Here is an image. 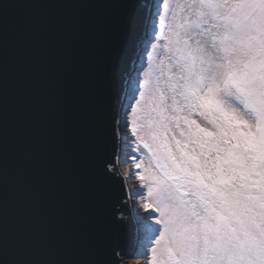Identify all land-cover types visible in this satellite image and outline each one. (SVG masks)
<instances>
[{
    "label": "snow or ice",
    "instance_id": "snow-or-ice-1",
    "mask_svg": "<svg viewBox=\"0 0 264 264\" xmlns=\"http://www.w3.org/2000/svg\"><path fill=\"white\" fill-rule=\"evenodd\" d=\"M129 260L264 264V0L0 2V264Z\"/></svg>",
    "mask_w": 264,
    "mask_h": 264
},
{
    "label": "water",
    "instance_id": "water-1",
    "mask_svg": "<svg viewBox=\"0 0 264 264\" xmlns=\"http://www.w3.org/2000/svg\"><path fill=\"white\" fill-rule=\"evenodd\" d=\"M0 2L15 3L16 0H0ZM16 12H17L16 9H14V8H13V9H10V15H15ZM131 248H132V245L129 244V246H128V248H127V251L131 252V251H132Z\"/></svg>",
    "mask_w": 264,
    "mask_h": 264
},
{
    "label": "rangeland",
    "instance_id": "rangeland-1",
    "mask_svg": "<svg viewBox=\"0 0 264 264\" xmlns=\"http://www.w3.org/2000/svg\"><path fill=\"white\" fill-rule=\"evenodd\" d=\"M127 264H142V261L129 260Z\"/></svg>",
    "mask_w": 264,
    "mask_h": 264
},
{
    "label": "bare ground",
    "instance_id": "bare-ground-1",
    "mask_svg": "<svg viewBox=\"0 0 264 264\" xmlns=\"http://www.w3.org/2000/svg\"><path fill=\"white\" fill-rule=\"evenodd\" d=\"M131 250H132V248H131Z\"/></svg>",
    "mask_w": 264,
    "mask_h": 264
}]
</instances>
